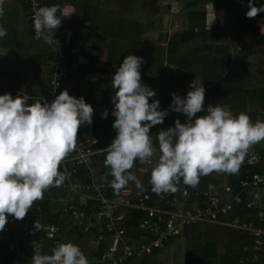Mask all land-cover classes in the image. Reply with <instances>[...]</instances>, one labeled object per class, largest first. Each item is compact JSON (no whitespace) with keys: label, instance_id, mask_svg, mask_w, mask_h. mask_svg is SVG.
<instances>
[{"label":"clouds","instance_id":"obj_1","mask_svg":"<svg viewBox=\"0 0 264 264\" xmlns=\"http://www.w3.org/2000/svg\"><path fill=\"white\" fill-rule=\"evenodd\" d=\"M246 7L248 18L264 13V4L257 7L247 0ZM58 11V5L34 11V31L46 43L54 40L53 33L61 25ZM6 34L0 25V38ZM142 63V57L128 54L111 77L115 136L103 161L112 177L110 187L118 192L131 181L141 188L130 171L134 162L151 165L145 170L157 194L175 192L181 180L195 186L201 176L214 171L236 173L250 147L264 140V120L253 122L245 112L233 115L227 105L207 104L205 108V89L196 76L183 98L171 93L168 109L161 110L158 99L149 102L155 90L141 83ZM29 99L27 93L0 94V230L8 215L24 218L47 189L63 183L65 175L58 171V164L73 150L79 127L92 123L93 108L67 90L50 101L42 97L29 104ZM169 110L185 115L186 120L176 119L173 126L158 131L154 144L149 129L162 123ZM201 112L206 114L197 115ZM100 115L107 118V110ZM33 227L38 232L41 225L34 220ZM41 246L40 240L33 242L31 264H89L79 246L71 242L57 243L50 253H42Z\"/></svg>","mask_w":264,"mask_h":264},{"label":"trees","instance_id":"obj_2","mask_svg":"<svg viewBox=\"0 0 264 264\" xmlns=\"http://www.w3.org/2000/svg\"><path fill=\"white\" fill-rule=\"evenodd\" d=\"M3 1L4 4H6L3 5L4 10L10 9L12 11V13L17 18L16 23H18L19 26L24 28V33L26 37H34L31 31L30 22L28 20V0ZM8 1H10V3H8ZM51 1L57 2L58 0H39V4L40 6H49V4H51ZM252 1L257 2L258 6L264 4V0ZM190 6H192V3H185V7ZM215 11L217 14L222 15V20H217V25L213 26L215 27L214 29H205L204 25H202L205 22L203 14L200 12L191 11L187 13V20L189 26L186 31L181 32L179 34H169L166 32L164 33V36L160 35L159 39L151 43L150 46L142 45L143 43L141 41V36L143 33V29L141 28L140 24L132 22V28L130 27L128 29L130 19L119 17L117 19H114L115 22L104 23V25L97 23L94 27H88V34H95V37L98 38L100 41H106L107 39L111 41L116 40V48L112 47L111 49L106 50L105 60H101L97 56H90L86 65H83V67L79 63H76L77 61L73 60L75 57V53L73 50L78 48H85L84 38L81 39L82 36L80 37V34H77V32L75 31L87 22V18L78 19L73 23L61 21V25L55 30V34H58V30L60 28L75 30L74 32H72L70 43L61 46L64 71L67 73V75L68 70L70 68H77L78 70H83V73L85 74L86 72L92 70V63H99V67H97L96 71L101 75V77L95 82V90L91 94L85 96L84 100L85 103H88L92 108H105L110 113L103 128L93 138L90 136V126L86 123L82 124L79 127L77 136L78 141H88L90 139H94L96 141V144L92 145L91 147L93 150L96 151L93 157V165L96 171L98 172L102 182H107L112 179V177L109 175L108 168L103 163L107 152V146L111 143L112 139L115 136V130L112 128V123L115 118L111 115L113 106H110L108 100V94L112 91H115L111 84V77L113 75V72L121 63V60L128 54L143 58V63L141 64L139 69L141 74V83L147 85L150 89L155 90L156 95L152 98H149V102H151V99H158L159 109L161 110L168 109V106L171 102V93H176L181 96V98L185 96L186 92L190 90L188 88V85L192 81V79H194V72H199V74H202V76L200 77L202 78V86L205 89V108L207 107V104H212L213 106H215L216 104L227 105L223 102V98L225 93L231 94L232 90L230 92H215V89L213 87L219 84L216 83L209 85L210 77L208 76L207 78L206 74H212L214 72L224 73L226 70H228L229 66L231 68L228 70L223 79L227 78V76L230 75L232 77V80H234V77L237 76L240 72L244 75H247L250 79L255 81L253 85L258 87L259 84L261 86V89L259 87V90L255 87H252L250 89V85L247 84L244 87H239L241 89L238 88V92H242V90L248 89L245 93H247L248 91H251V93L250 95L245 96V100H249L250 102H252L254 96H256L257 98L259 97L255 100L258 104L261 105V107H264V103H262L261 98L262 96H264V78H261L262 80L256 79L254 74H252L250 70L243 64H241L242 66H240L241 70L238 68L239 65L231 66L229 53L225 55H223L221 52L217 53L218 49L216 48L210 51L209 44L206 40V37L209 38L210 33L213 32L214 34L215 32H218V30H220L221 32L225 31L227 32V34H229L230 41L233 44H251L252 46V44H264V34H261L258 31V27L253 26L251 24L248 17L245 16L246 11L242 12L238 3H231V0H220L219 4L215 6ZM4 13L7 15L9 12L4 11ZM259 16L264 17V13H259ZM109 23H111V25ZM107 24H109L108 29H106V27L108 26ZM198 24L199 27H201L200 31H196L194 29V25ZM130 30H132V32L129 33ZM15 34L16 31L14 30V28L10 27L8 29L7 34L2 39V46L7 47L11 45V39L9 37L15 36ZM59 36L63 41L66 38L64 34H60ZM76 40L80 41V46H77ZM119 44H121V47L117 49V46ZM50 45L52 46L51 43ZM124 46H127V48L124 49ZM225 49L227 50V48ZM32 51L33 52L31 54L30 65L24 66L23 68L25 70V73H28L30 70V73L32 74V80H28V78H26V80L23 81L21 80V76H14V73L10 74L9 70H7L5 73L7 77L10 78V85L20 92L19 94L12 93L11 95L15 97L17 95L23 96L25 93H27L30 97L28 101L29 104L33 103L34 101L40 100L42 97L47 100L49 99V80L51 79L53 74V59L50 58V55H52V48H47L45 46V41L43 40V38L36 39L35 45L33 46L32 44ZM101 51L102 49H99V52ZM197 56L199 57V60H202L201 62L206 64V67L204 69H198L196 64H194V57ZM73 62H75V64H73ZM11 71L13 72V70ZM31 86H38L41 91V94L38 96L34 95L31 92ZM71 90L75 89H71L70 85V91ZM216 90H220V88H216ZM70 91H68L69 95H71ZM161 104L162 106L166 105L167 107H164V109H162L160 107ZM239 112H244V110ZM204 114L206 113L201 112L197 115ZM168 115L164 118L162 123L154 125L149 129V134L152 135L154 144L156 142V133L160 130L170 127V117H168ZM261 142L262 141L253 145V148L255 149L257 145H259ZM250 153L251 149H249L248 151V154ZM261 154L264 157V150L261 151ZM70 155L71 151L64 157V159L66 160L65 168H63L61 164H58V171L63 172L64 175L66 169L70 172L71 169L74 167V163L67 159V157H69ZM150 167L151 165L148 164H140L139 162H134L133 167L130 169V171L136 175L137 179L141 184V188H138L135 182L130 181V183L132 184L133 188L146 191L153 195L155 194V192L151 190V186L149 184V171L145 170H150ZM77 171L78 174L75 175L83 178V180L85 181L86 179L84 178L86 170L83 167H77ZM254 172H264V163L260 166L252 167L240 164L238 171L234 174L217 173L215 171L211 172L207 175L201 176L196 186H189L188 189L189 191L193 192L194 187L198 189L204 188L208 182L221 184L224 182V179L225 182L230 183L234 189H237L238 181L242 179L244 175L251 174ZM63 182H65V180ZM178 183L179 182H177V185ZM118 192L114 190L111 192L109 191L105 193V196L108 198L114 196L119 197L121 194L120 192ZM59 194L60 193L48 195L47 193H44L42 199L33 202L32 206L29 209V212L27 213H31L35 217H37L38 215L44 216L42 217V219L43 221H45L46 227L50 223H56L61 231L64 226H73V229L81 233L94 234L96 239L95 231L83 232L81 230L76 229V227L72 224V219L69 214L60 218V215L54 213V210L57 206L56 200L59 197ZM37 205L40 207L39 209H36ZM118 211L124 214L125 226L123 228L126 231V234L124 236L126 241L130 244L138 243L140 240L144 241L146 237L142 234L141 231L137 230L138 220L141 217L140 212L123 206H120ZM235 214H237V212L229 215L228 218L232 217ZM242 215L245 216L246 214L243 213ZM228 231L233 232L231 230ZM234 233L229 238V243H233V241H238L240 243L239 248L241 251L246 245L251 244V239L245 233ZM101 244L103 246V243ZM103 249V247L100 248L101 251L98 255L101 254ZM205 250L208 251V249ZM241 253L239 252L236 255H221V258L216 256H208V258L210 260L216 261L218 264H237L242 258V256H245V254ZM144 257L147 256H143V258ZM132 259L135 258L128 259L125 263ZM252 264H264V259H262V261H257Z\"/></svg>","mask_w":264,"mask_h":264},{"label":"crops","instance_id":"obj_3","mask_svg":"<svg viewBox=\"0 0 264 264\" xmlns=\"http://www.w3.org/2000/svg\"><path fill=\"white\" fill-rule=\"evenodd\" d=\"M2 2L3 5H6L3 0ZM172 2L174 4L170 5L169 3H165V0H58L57 2L51 1V4L49 5L59 6L58 15L62 17L61 21L73 23L78 19L87 18V22L79 27L78 30H72L73 32H77V34H80V37L82 36L81 39L84 38L85 41V48H78V51L74 52L75 57L73 59L74 61H77L76 63H79L83 67V65H86L90 56H97L101 60H105L106 50L111 49L112 47L116 48V40L111 41L107 39L106 41H100L95 37V34H88V27H94L97 23H100L98 22V16H102L107 19V17L118 15L122 18L130 19L128 29L130 27L132 28V22L140 24L144 33H142L141 36L142 45L149 46L151 43L158 40L160 35L164 36V33L166 32L169 34H179L186 31L189 26L187 13L191 11L203 14L205 22L202 25H204V28L207 30L214 29L215 27L213 26L217 25V19L222 17L221 14H217L215 11V6L219 4L220 0H172ZM233 2L239 4L242 12L247 10V7L242 10V5L244 3L246 4L245 0H231V3ZM8 3H10V1H8ZM185 3H192V6L185 7ZM167 4L168 6L166 7ZM170 10L174 11V14L170 12ZM4 11H8L9 13L7 15L4 13L3 16H0V25L6 28L7 32L10 27L14 28L16 34L15 36L9 37L11 39V45L7 47L2 46L1 43L3 38H0V88L11 86L9 83L10 78H8L5 74L7 70L10 71V74L14 73V76L16 77L21 76V80L23 81H25L26 78H28V80H32L30 70L28 73H25L23 68L24 66L30 65L31 54L33 52L32 44L34 46L36 42L35 37H26L24 28L16 23L17 18L10 9ZM165 11L169 12L167 18L171 17V21L168 20L167 23V26L169 27H166V23H164ZM249 20L251 22V19ZM206 23H208L207 26ZM109 24L111 25V23ZM109 24H107L108 26L106 29L109 28ZM251 24L258 27V31L261 34H264V28H261L258 24H254L252 22ZM194 29L196 31H200L201 27H199V24L194 25ZM130 32H132V30H130L129 33ZM222 33H225V31ZM209 38L212 39V36H209ZM207 42H209V40ZM231 44V47H228L226 44L224 45L230 55L231 66L239 65L238 68L240 69V66H242L241 64H243L252 74H254L256 79L264 78V44H252V46L251 44H244L241 45L240 48L236 43V45L232 42ZM45 46L47 48H51L50 43L45 42ZM119 46L121 47V44ZM126 48L127 46H124V49ZM99 49H102V51L99 52ZM234 49L236 53L235 55L233 54ZM201 61L202 60L194 62V64L198 67V63ZM73 64H75V62H73ZM91 66L92 70L86 72L85 74L83 73V70H78L77 68H70L68 70L70 78L68 83L71 85V89H75L70 91L71 96L76 98L83 97L85 99V96L91 94L95 90V82L101 77V75L96 71L97 67H99V63H92ZM205 67L206 64L201 62L200 68L198 67V69H204ZM230 68L231 67L229 66L228 70ZM11 70H13V72ZM228 70L224 73L214 72L212 74H206L207 78L208 76L210 77L209 85L216 83L219 84L213 87L215 92H230L232 90L231 94L225 93L223 102L227 104L233 115H236L240 113L239 111L244 110L251 121L255 122L257 120H264V107H261V105L255 100L259 97L257 98L254 96L252 102H250L249 100H245V96L250 95L251 91L245 93L248 89H244L242 92H238L239 87H244L247 84L250 85V89L252 87H255L256 89L259 87L261 89V86L259 84L258 87L253 85L255 81L241 72L234 77V80H232L230 75L223 79ZM200 76H202V74L198 75V79L202 81ZM216 88H220V90H216ZM31 92L37 96L41 94L38 86H31ZM113 95V91L108 94L110 106H112L111 98ZM261 98L262 103H264V96ZM261 109H263V111ZM255 150L260 153L264 150V140L257 145ZM62 160H64V158ZM62 184L60 186L50 187L44 193H47L48 195L58 194L61 191ZM42 217L44 216L38 215L35 217L31 213H26L24 218L16 220L15 223L11 225L7 234L0 233V264H31L30 260L33 255L32 245L33 242H37L39 240L42 245L41 252L50 253L51 249L56 244L51 243V241L45 237L44 232L46 226ZM34 220L41 225L38 232L34 230ZM197 225H203L208 228L209 225H211L215 228L219 227L224 230L227 229L212 223H199L193 226ZM196 234L197 233L194 234V239L186 236L183 237L184 241L173 244V241L177 238L176 237L152 255L139 260L132 259L126 264H194L197 261H199L200 264H218L216 261L210 260L208 256L221 258V255H236L239 252L244 254L243 249L241 251L239 248L240 243L238 241L229 243V239H227V237L221 238L217 234L209 233L204 236ZM64 242H71L79 246L81 249L88 250L92 256H97L101 251L100 248L103 247L101 243L97 242L94 234L81 233L73 229V226L68 225L64 226L58 235V243ZM205 249H208V251ZM194 259H197V261H194ZM262 259H264V248Z\"/></svg>","mask_w":264,"mask_h":264},{"label":"built area","instance_id":"obj_4","mask_svg":"<svg viewBox=\"0 0 264 264\" xmlns=\"http://www.w3.org/2000/svg\"><path fill=\"white\" fill-rule=\"evenodd\" d=\"M238 1V0H235ZM31 31L39 39L33 28V15L40 6L39 0H28ZM72 30L60 28L58 34L53 33L52 67L53 74L49 80V101L62 90L70 91L69 76L64 71L61 46L69 44ZM60 34L65 35L63 41ZM77 46L81 43L76 40ZM77 52L78 49H74ZM5 92L19 94L13 86L0 89ZM181 123L185 122V115L178 113ZM175 119V120H176ZM173 121L172 125L173 126ZM96 141H78L75 143L71 155L67 159L74 163L69 172L65 170V182L57 198L54 213L70 215L72 224L83 232L95 231L96 240L103 243L100 255L92 256L88 250L81 249L89 264H126L128 259H141L150 256L163 248L170 241L182 233L183 229L199 223H212L225 227L234 232H243L250 239L251 244L243 248L245 254L237 264H252L262 260L264 248V172L246 174L237 183V189L228 182L221 184L208 182L204 188L194 187L189 191V185L178 181L175 192L150 194L133 188L129 182L120 192V196L106 197L105 193L113 191L109 181L102 182L93 165L96 153L91 147ZM251 153L246 155L241 165L260 166L264 163L263 155L250 147ZM155 162V156L153 157ZM66 160L59 164L65 168ZM77 167H83L85 181L78 177ZM196 186V185H195ZM118 192V193H119ZM120 206L140 212L137 230L146 237L144 241L130 244L125 239L126 231L124 214L119 212ZM40 207L37 205L36 209ZM245 210V211H244ZM237 214L229 217V215ZM245 213L246 215H242ZM7 215V214H6ZM15 219L7 216V222L1 234H7ZM60 228L56 223L46 227L47 239L57 244Z\"/></svg>","mask_w":264,"mask_h":264},{"label":"rangeland","instance_id":"obj_5","mask_svg":"<svg viewBox=\"0 0 264 264\" xmlns=\"http://www.w3.org/2000/svg\"><path fill=\"white\" fill-rule=\"evenodd\" d=\"M165 3H169L170 5H172V4H174L173 2H172V0H165ZM244 3V2H243ZM242 3V4H243ZM168 6V4L166 5V7ZM246 7V4L244 3L243 5H242V10L244 9ZM247 11V10H246ZM170 12H172L173 14H174V11H172V10H170ZM168 13L169 12H166L165 11V16H164V23H166L165 25H166V27H169V26H167V23H168V20L169 21H171L170 20V18H167V15H168ZM119 17H121V16H112V17H107V19H105V18H103L102 16H98V22H100L99 24H101V25H104V23H108V22H115L114 21V19H117V18H119ZM221 17V16H220ZM167 19V20H166ZM218 19H221L222 20V18H218ZM217 19V20H218ZM249 19H251V22L252 23H254V24H258L261 28H264V17H252V18H249ZM153 24V23H152ZM208 25V23H206V26ZM213 35V36H212ZM209 36H212V39H210V38H208V37H206V40L208 41L209 40V42H208V44H209V50L211 51V50H213V49H218L217 51V53H222L223 55H225V54H227L228 53V51L225 49L226 47L224 46L225 44L228 46V47H231L232 46V44H231V41H229V39H230V37H229V34H227V32H225V33H222L220 30H218V32H215L214 34L213 33H210V35ZM130 41V40H129ZM225 43V44H224ZM120 45V44H119ZM117 46L118 48H120V46ZM234 45H236V44H234ZM239 46V48H240V46L241 45H238ZM236 47V46H235ZM52 48V47H51ZM237 52V51H236ZM233 54L235 55L236 53H235V49L233 50ZM199 60V57L197 56V57H194V62H197ZM200 64H201V62H199L198 63V67L200 68ZM53 66V65H52ZM198 75H199V72H194V78H195V76L198 78ZM160 107L162 108V109H164V107H167L166 105L165 106H162V104L160 105ZM264 109V108H263ZM263 109H261L262 111H263ZM169 114V115H168ZM168 117H170V125H172V122H171V120H175L178 116H179V114L178 113H175V112H173V111H171V110H169V112H168ZM224 228V227H223ZM221 228H219V227H217V228H215V227H213V226H211V225H209V228L208 227H206V226H203V225H197V226H189V227H186L185 229H183V231L182 232H184V230H185V232L184 233H182L179 237H177L174 241H173V244H176V243H178V242H182V241H184V239H183V237H192L193 239H194V234L195 233H197L196 235H200V236H204L205 234L207 235V234H217V235H219V237H221V238H225V237H227V239H229L232 235H233V233L234 232H230V231H228L229 229H226V230H224V229H221V230H223V231H221L220 230ZM235 234V233H234ZM219 237H217V238H219ZM221 238H220V240H221ZM261 261V260H260Z\"/></svg>","mask_w":264,"mask_h":264},{"label":"water","instance_id":"obj_6","mask_svg":"<svg viewBox=\"0 0 264 264\" xmlns=\"http://www.w3.org/2000/svg\"><path fill=\"white\" fill-rule=\"evenodd\" d=\"M247 2V0H245ZM253 2L254 6L258 7L257 2ZM256 16H259V13L256 14ZM51 58V57H50ZM105 108H94L92 112V123L90 124V136L93 138L105 125L107 118L109 116V111L107 110V118L102 119L101 118V112H104ZM194 261H197V259H194ZM194 264H200L199 261L195 262ZM203 264V263H202Z\"/></svg>","mask_w":264,"mask_h":264}]
</instances>
